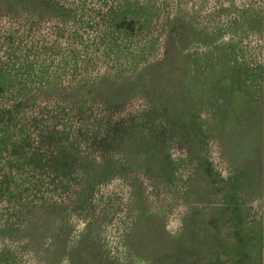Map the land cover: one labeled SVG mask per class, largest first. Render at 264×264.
Listing matches in <instances>:
<instances>
[{
    "label": "rangeland",
    "instance_id": "rangeland-1",
    "mask_svg": "<svg viewBox=\"0 0 264 264\" xmlns=\"http://www.w3.org/2000/svg\"><path fill=\"white\" fill-rule=\"evenodd\" d=\"M23 69L3 264H264V0H0V76Z\"/></svg>",
    "mask_w": 264,
    "mask_h": 264
},
{
    "label": "trees",
    "instance_id": "trees-1",
    "mask_svg": "<svg viewBox=\"0 0 264 264\" xmlns=\"http://www.w3.org/2000/svg\"><path fill=\"white\" fill-rule=\"evenodd\" d=\"M14 75L15 74H13V73H9L7 76H5V75L0 76V102L3 101L4 98H10V99L15 98V96L17 94H20L22 91L25 94H28V89L30 88V84L33 83L34 75L32 76L30 73V70H25V69L21 70V72L17 74V78H18L17 80L14 79ZM20 76L24 77V81L22 82L21 85H19ZM98 123L99 122L96 123V129L102 130L105 128L104 123H101L100 125ZM119 127H121V126H119ZM67 135H68V137H67ZM69 136L70 135L67 133L62 136V139L59 140L61 143V145L59 144L60 148L66 149L67 148L66 144L72 143V140L69 141ZM126 138L127 137H125L123 139L124 146H126V150L130 151V154L138 155V153H140L146 159V162L144 163V165L151 166L154 162L153 157H152L153 155H151V151H150V148L152 147V143L148 140H142L139 142H135L132 139L127 140ZM7 141H8V131L6 130L2 134H0V144H4ZM46 142H49L51 145V139L50 138H47ZM17 155H20V153ZM24 162L30 163L28 160H25ZM21 163L22 162L19 160L18 164H16L14 166V168H16V167L20 168ZM38 164H40V163L36 162V160H35L34 162H31V164H29V165H31V166L35 165L36 168H39ZM11 167H13V165H11ZM14 171L19 172V169H15ZM59 184L54 189V191L56 193L59 194V193H63L65 191H67L66 186H61ZM263 235H264V229H263ZM3 256L7 258V255L4 254ZM4 260L5 259L0 257V264H3Z\"/></svg>",
    "mask_w": 264,
    "mask_h": 264
}]
</instances>
